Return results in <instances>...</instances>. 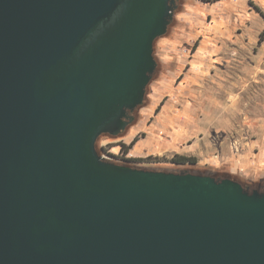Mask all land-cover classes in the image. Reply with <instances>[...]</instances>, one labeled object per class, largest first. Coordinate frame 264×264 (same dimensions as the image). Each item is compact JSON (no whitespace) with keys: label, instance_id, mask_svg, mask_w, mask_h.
<instances>
[{"label":"water","instance_id":"1","mask_svg":"<svg viewBox=\"0 0 264 264\" xmlns=\"http://www.w3.org/2000/svg\"><path fill=\"white\" fill-rule=\"evenodd\" d=\"M177 0H0V264H264V188L117 164Z\"/></svg>","mask_w":264,"mask_h":264},{"label":"rangeland","instance_id":"2","mask_svg":"<svg viewBox=\"0 0 264 264\" xmlns=\"http://www.w3.org/2000/svg\"><path fill=\"white\" fill-rule=\"evenodd\" d=\"M176 3L153 43L156 67L133 122L101 134L96 149L117 164L264 184V0ZM176 153L196 163H171ZM233 162L256 169L254 180L228 172Z\"/></svg>","mask_w":264,"mask_h":264},{"label":"trees","instance_id":"3","mask_svg":"<svg viewBox=\"0 0 264 264\" xmlns=\"http://www.w3.org/2000/svg\"><path fill=\"white\" fill-rule=\"evenodd\" d=\"M178 6V5H177ZM137 140V138L135 137L134 139L131 140V142L127 145L123 144L122 147L123 148V152H127V148H129L135 141ZM171 163L174 164H195L196 163V158L194 156H189V155H183V154H174L171 159H170ZM230 175V174H228ZM231 177L239 180L245 187L248 185L247 181L244 178H237L236 176H232Z\"/></svg>","mask_w":264,"mask_h":264},{"label":"crops","instance_id":"4","mask_svg":"<svg viewBox=\"0 0 264 264\" xmlns=\"http://www.w3.org/2000/svg\"><path fill=\"white\" fill-rule=\"evenodd\" d=\"M128 144V142H127ZM219 162V161H218ZM221 162V161H220ZM248 167H250L249 163H246ZM245 166V162L244 165ZM242 168V166H241ZM239 169V166L235 164V162L231 163L230 168L228 169V172L232 174H242L243 176H246L249 180H254L255 174L258 173L256 169H250L249 171H243V169ZM261 175H264V171L260 172Z\"/></svg>","mask_w":264,"mask_h":264},{"label":"flooded vegetation","instance_id":"5","mask_svg":"<svg viewBox=\"0 0 264 264\" xmlns=\"http://www.w3.org/2000/svg\"><path fill=\"white\" fill-rule=\"evenodd\" d=\"M215 177H221L220 175H217V174H213ZM246 187L248 188H251L250 185H247ZM255 188H258V189H263L264 188V184H260V183H255Z\"/></svg>","mask_w":264,"mask_h":264}]
</instances>
